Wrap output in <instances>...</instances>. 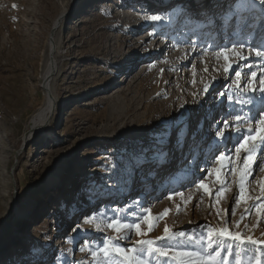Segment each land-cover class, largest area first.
<instances>
[{
  "label": "rangeland",
  "instance_id": "374dc122",
  "mask_svg": "<svg viewBox=\"0 0 264 264\" xmlns=\"http://www.w3.org/2000/svg\"><path fill=\"white\" fill-rule=\"evenodd\" d=\"M243 2L246 20L229 25L238 0H0V264H112L121 258L99 251L109 237L127 249L160 241L169 257L219 250L215 264L264 261V149L254 141L255 153L234 152L264 113V59L254 48L264 5ZM233 28H248L252 46L228 42ZM233 45L225 60L221 49ZM52 47L58 71L45 86ZM48 93L54 104L37 123ZM161 138L173 163L141 167ZM220 154L232 165L222 168ZM149 212L159 218L151 230L142 219ZM138 218L144 235L120 239L108 227ZM165 227L174 239H163ZM225 228L245 242L219 239L209 250V231ZM144 258L177 264L158 253Z\"/></svg>",
  "mask_w": 264,
  "mask_h": 264
},
{
  "label": "snow or ice",
  "instance_id": "6c2138e0",
  "mask_svg": "<svg viewBox=\"0 0 264 264\" xmlns=\"http://www.w3.org/2000/svg\"><path fill=\"white\" fill-rule=\"evenodd\" d=\"M259 3L261 5H264V0H259ZM246 5L244 4L243 0H238V3L235 5L231 6L229 8V13L231 14V18L229 19L228 23L229 25L232 24L233 20L239 21L243 23L246 20V16L241 9L245 8ZM227 15V13H226ZM152 21H159L162 19L161 16L159 15H153L149 17ZM214 20H210V23H213ZM240 47L238 45H233L232 48H222L221 52L224 55V59H228V52H236V48ZM239 54V53H236ZM257 58L264 59V51H257L256 52ZM240 73L237 72L236 76L240 77ZM252 77H256V72L251 73ZM264 83V80L261 81ZM207 91V87L205 88V92ZM260 91L264 93V88H261ZM250 103V101L246 102ZM262 118H258L259 121V129L257 130L256 135H245L241 136L239 138V141L237 145L234 148V152L236 154H239L241 150H244L245 152L251 151L252 153L256 152L255 148L250 147L252 142L258 141L261 148L264 149V113H261ZM239 119V117H237ZM253 130L248 129L246 130L247 133H251ZM220 136H224L225 133L219 132ZM166 139L161 138L157 140V143L152 145L151 151L153 154L151 157H145L144 161H142V164L140 165L141 167L143 164L152 162L157 164L158 167H162L164 165H171L173 163L174 157L172 154L169 152V150L166 147ZM176 149L177 152L181 154V159H183V153H184V144L180 141L179 136L176 142ZM253 160V157L251 155H248L245 157L244 160V167L245 171L241 172V177L246 174L247 170V165L250 161ZM217 161L221 164V167H229L232 165V157H226L224 154H220L217 157ZM227 161V163H225ZM212 171L215 172L216 174V179H220V169H213ZM211 174V172H209ZM149 176L155 175V169L150 170L148 173ZM200 187L204 189L205 192H209L211 194V190L209 189L207 184H204L201 182ZM243 188V185H242ZM247 194L243 190L240 193L239 201H246L247 200ZM237 201V203H239ZM264 210V205H261L260 207L257 208V211H262ZM168 214L167 210L163 214L166 216ZM139 219L135 223H128V222H123V221H113L108 224L109 228H112L114 231L117 233L123 232L124 234L120 236V239H128L129 235L132 231H134L138 235H144L145 233L143 232L141 228V224L139 222ZM143 221L148 224L149 230H151L155 226V222L159 218L152 217L151 213H147L143 218ZM87 223L91 222V219L86 221ZM97 230H101L99 228V225H97ZM216 229H211L206 237L207 243L206 247L209 250H212L215 247V241H218L219 239H230L232 241H239V242H245L242 234L236 233L233 235L228 229H220L217 233V237H213L212 233L216 232ZM165 232V237L163 239L167 240H172L175 238V234H169L170 230L165 227L164 229ZM185 233L180 232L179 237H184ZM191 239V237H189ZM200 241H197L199 243ZM247 243H250L253 247H257L260 242L257 240L252 239L251 237L248 238L246 241ZM160 243V241H153V240H138L136 242L139 247H133L131 249H127L123 247L122 245H119L116 243V241L109 237L107 241H105L104 245L99 249L100 252H103L105 256H112L115 254L116 256H119L121 259L119 261H113L112 264H149V261L144 258V253H158L162 257L169 258V259H175L177 260V264H215V261L218 257L222 259V252L217 250L213 254L209 255L208 257H204L202 253H195V252H189V251H184V250H176V255L174 257H169L168 251L163 248L157 246ZM231 250L229 249V252ZM261 254L264 256V249H261ZM93 255H97V252L93 251ZM237 264H240L239 259L237 260ZM256 264H264V261L257 260Z\"/></svg>",
  "mask_w": 264,
  "mask_h": 264
},
{
  "label": "bare ground",
  "instance_id": "6f19581e",
  "mask_svg": "<svg viewBox=\"0 0 264 264\" xmlns=\"http://www.w3.org/2000/svg\"><path fill=\"white\" fill-rule=\"evenodd\" d=\"M261 7V6H260ZM203 22V19H201V18H199V23H202ZM215 24V23H214ZM145 28V27H144ZM144 28L143 27H141V28H138L136 31H137V33L139 32V33H141L143 30H144ZM215 28V27H214ZM219 28V26H217V29ZM216 29V30H217ZM211 30H212V28L211 27H209L208 25L207 26H205L203 29H202V32H211ZM216 30H214L212 33H211V35L213 34V33H215L216 32ZM248 30V28H246L245 30H243L242 28H240V29H235V28H233V32L232 33H230L229 34V36L231 35H235V36H233L231 39H230V41H228V39H229V37H225V39H223V37L222 36H220V40H223L221 43H223V42H225V43H227V41L228 42H231V40H234V39H236V40H240V41H245L246 43H244V45L246 44V45H248V47H251L252 46V43H253V41H250L249 40V38H248V35H249V32L247 31ZM201 31V30H200ZM254 39V38H253ZM260 39V40H259ZM147 41H149V39L147 40ZM239 41V42H240ZM259 41H260V43H259ZM262 42V43H261ZM263 42H264V33H263V31L258 35V37H257V40H256V42L254 43V48H255V46H258V47H256L255 48V51L257 52L258 50H259V48L262 46L263 48H264V44H263ZM196 44V43H195ZM240 45V44H239ZM196 47V46H195ZM246 48V47H245ZM253 50V49H252ZM54 52H55V50H54V47H52V54H51V63L52 64H54L55 65V67L54 66H51L50 67V65H48V67H47V69L45 70V72H44V74H43V78H45L46 76V78L44 79V81L50 76V74H53L54 72H55V70L56 71H58L57 70V65L55 64L56 62L54 61V59H53V55H54ZM248 52H250L249 51V49H248ZM252 54V53H251ZM252 58V57H251ZM46 89V88H45ZM46 91H47V89H46ZM53 104H54V102H53V99H52V97L49 95V93H48V96H47V98H46V103H45V106L38 112V114H37V116H36V121H37V123H40V122H43L44 120H45V118L47 117V115H48V113H49V111L51 110V107L53 106ZM211 112V110H209V112H208V114ZM199 134V133H198ZM198 137V135L196 136V138ZM209 137H207L206 139H208ZM37 230H38V228H36L35 229V231H34V234L32 235V236H34L35 238H36V241H38V239H39V235L38 234H36V232H37ZM48 242V240L47 239H45V238H43V243H47ZM37 247V246H36ZM34 248V247H33Z\"/></svg>",
  "mask_w": 264,
  "mask_h": 264
},
{
  "label": "water",
  "instance_id": "95a60500",
  "mask_svg": "<svg viewBox=\"0 0 264 264\" xmlns=\"http://www.w3.org/2000/svg\"><path fill=\"white\" fill-rule=\"evenodd\" d=\"M61 20V19H60ZM60 20H58V22H57V24H56V26L55 27H57L58 26V23H60ZM55 73V72H54ZM53 73V74H54ZM53 74H50V76L44 81V83H45V86H46V84L50 81V79H51V77L53 76Z\"/></svg>",
  "mask_w": 264,
  "mask_h": 264
}]
</instances>
